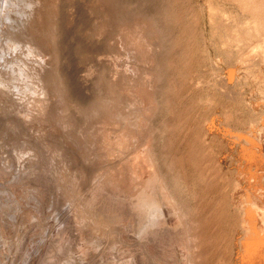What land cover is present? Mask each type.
Listing matches in <instances>:
<instances>
[{
  "label": "rangeland",
  "instance_id": "1",
  "mask_svg": "<svg viewBox=\"0 0 264 264\" xmlns=\"http://www.w3.org/2000/svg\"><path fill=\"white\" fill-rule=\"evenodd\" d=\"M113 1L0 0V264H150L149 260L156 258V262L159 257L155 264H163L166 251V256L169 252L175 257L171 254V258L168 254L166 260L173 263L174 258L182 262L179 252L172 250L174 243L171 247L170 242L169 247L162 243L163 239L154 240L156 236L160 237L158 227L150 225L149 228L147 217L138 216L136 212L139 202L144 198L146 202L150 190L151 170L145 150L147 129L146 126H139L138 131L134 128L133 132L125 128V119L121 120L116 113L120 106L115 104V93L119 91L116 79L125 83L120 85L123 88L121 93L126 90L122 93L123 97L127 93V97L131 95L142 104L146 103L142 100L146 94L143 96V91L131 89L126 80L133 78L134 84L143 89L142 86H146V70L150 72L152 66L146 63V50L132 51L133 54L129 46L124 48L116 38V30L122 22L118 25V21L111 18H120V21H125V18L141 19L139 15L146 16L145 13L162 23H165V18L154 14L146 0ZM207 1L188 0L196 11L205 16ZM50 3L52 6L45 5ZM54 4L59 5L58 8ZM36 6L38 9L39 6L46 7L42 10L48 11H35L38 10ZM50 6L57 9L58 16H61L57 30L60 34L56 32L59 40L56 41L52 35L54 27L51 28L46 19L55 10L49 9ZM186 17L182 16V19L185 21ZM40 19L46 20V24ZM209 32L205 24L199 26L195 59L199 64L207 65L209 75H212L208 52H212L213 46L207 38ZM51 47L55 48L52 50ZM51 50L60 54L55 55V51L49 53ZM139 52L141 56H137ZM54 56L59 58L55 60ZM126 56L128 63L131 58L134 59L128 66V69L132 67L129 69L131 72L120 68L128 60ZM113 59L120 60L121 64ZM140 63L145 69H150L139 68ZM53 64L59 69L52 68L55 67ZM115 64L118 69L113 68ZM58 70L61 74H56ZM52 75H58L59 78H55L57 81ZM106 77L114 80H109L110 84L115 83V86L111 85L115 87L114 91L106 85L109 83ZM62 80L66 82L62 83ZM56 82L68 91L62 86L56 89ZM58 96L66 98V101L70 98L69 104L63 102L68 105L67 109L62 106L64 100ZM103 97L110 103L114 101L112 106H115H107L109 102ZM140 128L145 130L142 136ZM141 165L147 170H142L144 167L141 169ZM183 193V197H190L189 192ZM139 196L144 198L140 197L136 205L135 200ZM145 202L140 207L146 206ZM154 246L165 251L160 250L159 253ZM171 262L165 261V264Z\"/></svg>",
  "mask_w": 264,
  "mask_h": 264
},
{
  "label": "bare ground",
  "instance_id": "2",
  "mask_svg": "<svg viewBox=\"0 0 264 264\" xmlns=\"http://www.w3.org/2000/svg\"><path fill=\"white\" fill-rule=\"evenodd\" d=\"M146 1L154 14L158 13L165 18V23L158 22L147 13H145L146 16L138 14L141 19L125 18V21H120V18H117L119 20L111 18L118 21V25L122 22L120 28L116 30V38L125 46L124 48L128 49L129 46L130 52L146 50V63L152 66L150 72L146 70L150 68L145 69L141 63V66H138L146 70V86H142L143 89L134 84L133 78H129L132 81L126 80L129 81L128 86L131 89L143 91L141 92L143 96L146 94L142 99L146 100V106L131 95L127 97V93L123 97L122 93L126 90H122L124 92L121 93L122 83H119L117 79L115 82L116 85L117 82L119 84V91L115 93L116 98L112 96L116 99L115 104L120 106L116 113H119L121 120L125 119L124 122L127 125L125 128L128 127L127 129L133 132L134 128L138 131L139 126H146L147 129L144 131L148 141V143L146 141L148 145L146 144L145 149L146 160L151 170L150 190L146 191L148 192L146 202L142 196L136 198L137 200L134 199L136 202L141 197L146 203V206L140 207L143 201H138L140 204L136 202V205L139 204L138 207H140V209L135 207L139 210L136 212L138 216L147 217L146 220L149 223H146L149 224V228L150 225L158 227L159 232H155L159 233L160 237L158 235L154 240L163 239L162 243L168 246L171 242V247L175 246L171 249L179 252L181 263L174 259L172 253L173 263L166 260L170 253L168 252L166 256L167 251L164 252L165 258L162 257L168 263L264 264V0H208L206 16L196 11L188 0L185 2L181 0ZM56 4L54 5L58 8L59 5ZM45 5L49 6L51 3ZM51 6L49 9L54 10L55 8ZM39 7L41 9L37 8L38 10L35 11L46 8ZM55 10L53 12L50 10L51 17L45 13L48 16L47 21L52 25L51 28L54 27L55 30L54 34L52 29L50 32L55 37L54 41L59 40L56 32H59L57 31L58 22H61L59 19L61 16H58V10L57 12ZM114 16L119 17L115 14ZM182 16H187L185 21ZM40 21L46 20L40 19ZM115 23L117 25V22ZM204 24L210 31L207 38L213 46L212 52L211 50L208 52L212 75H209L210 69L207 65L199 64L195 59L197 38L200 34L199 26ZM46 34L49 33L46 32ZM51 37L49 39H52ZM53 40L49 42L53 43ZM52 50L49 53L55 51V55L60 54L57 50L53 52ZM140 52L137 56L139 54L141 56ZM56 57L55 60H57ZM131 60L134 59L131 58L130 63ZM117 61L120 62V60ZM125 62L127 67L125 64L122 67L120 62L121 67L120 65L119 67L122 70H127L130 65L129 59ZM53 65L55 67L52 68H56V65ZM130 67L129 69L132 68ZM129 69L125 71L131 72ZM122 70L119 71L122 72ZM58 72L59 70L56 74ZM54 73L55 71L52 74ZM116 73L113 74L114 78ZM55 75L52 77L54 76V80L57 81L55 78L58 75ZM106 78L108 82L113 80ZM64 81L62 80V83ZM56 83L58 85L53 83L58 86L56 89L62 86H59L60 82ZM114 84L109 82L106 85ZM63 87L65 86L61 88L65 89ZM113 89L115 90V87H112ZM65 90L68 91V89ZM67 91L62 94L67 95ZM134 92L136 94V91ZM105 98L108 99L109 96ZM105 98L103 97V100L109 102ZM65 101H62V106L68 108L65 104H69L70 98L68 102L66 101L67 103ZM112 104L114 101L109 102L107 106L111 107ZM102 106L105 105L102 104ZM142 131L141 129L139 134ZM128 134L126 136H129ZM142 135L144 133L140 136ZM137 138L140 137L137 136ZM139 165L135 166L139 167ZM143 167L141 165L142 170H147L144 165ZM134 169L137 168L134 167ZM131 173L133 175V171ZM185 191L189 192L190 197H183ZM144 231L146 232V229ZM160 242L157 243L162 244ZM171 249L169 248V251ZM155 259L149 262L155 264L158 260L154 262Z\"/></svg>",
  "mask_w": 264,
  "mask_h": 264
}]
</instances>
